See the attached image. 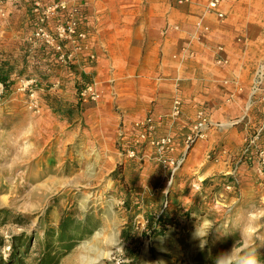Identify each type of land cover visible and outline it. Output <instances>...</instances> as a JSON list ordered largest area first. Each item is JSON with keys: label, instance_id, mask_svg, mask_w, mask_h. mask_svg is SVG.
I'll return each instance as SVG.
<instances>
[{"label": "rangeland", "instance_id": "1", "mask_svg": "<svg viewBox=\"0 0 264 264\" xmlns=\"http://www.w3.org/2000/svg\"><path fill=\"white\" fill-rule=\"evenodd\" d=\"M179 1L170 0L176 11L169 19L181 28L168 39L171 55L184 44L191 46L194 18L183 15ZM192 1L202 8L210 0ZM76 2L78 30L86 37L72 60L54 58L52 47L37 41L22 45L17 28L0 34V210L7 212L0 220V259L8 261L11 237L23 234L31 240L23 263L35 264L46 232L56 231L54 241L63 224L71 247L57 250L59 264H81L78 254L94 249L109 253L104 264H220L223 253L236 264L253 237L260 238L255 249L264 264V178L255 162L241 156L264 116L254 114L258 123L238 155L250 179L242 181L237 170L202 175L196 169L191 173L195 181H187L184 165L196 143L172 172L178 152L159 151L137 133L154 115V138L174 135L180 151L189 120L170 124L169 107L155 115L153 104L143 119L125 118L131 139H119L122 106L110 93L122 86L131 92L133 77H104V0ZM210 19L215 25L229 23L225 17L223 22ZM118 33L132 37L131 29ZM107 84L113 88H104ZM235 118L223 122L224 139L236 136ZM12 123L18 127L11 128ZM125 147L136 152L135 158H123ZM214 152L206 165L217 159Z\"/></svg>", "mask_w": 264, "mask_h": 264}, {"label": "crops", "instance_id": "2", "mask_svg": "<svg viewBox=\"0 0 264 264\" xmlns=\"http://www.w3.org/2000/svg\"><path fill=\"white\" fill-rule=\"evenodd\" d=\"M127 1L116 0L111 6L110 0H104V26L101 27L107 48L104 77L113 74L124 79L133 77L131 92L122 86L110 93L122 106V127H126L125 118L143 119L153 104L155 115L167 112L169 107V118L176 98L183 104L180 118L183 120L192 117L196 106L207 110L212 123L223 124L236 117L238 127L234 129V138L231 135L224 139L220 130L212 129L206 140L196 142L186 159L184 176L194 182L193 170L206 175L222 169L224 174L237 170L242 181L250 179L248 167L238 165V155L249 130L258 123L254 114L264 116V0H221L225 20L229 21L223 25H215L210 19L216 20L207 12L208 4L201 8L189 0L185 7L179 6L183 15L187 12L189 19L194 18V23L189 32L192 34L190 48L183 43L184 47L174 55L168 48V39L179 34L181 28L169 19L176 11L170 0H140V3L129 0V6ZM163 23L162 31L167 29L164 37L162 31L158 32ZM125 29L132 30L131 39L119 37L118 32ZM218 57L227 64L216 65ZM104 88H113V85L107 84ZM256 89H259L258 95L254 96ZM104 100L109 101L108 97ZM253 109L257 112L252 114ZM168 122L175 123L170 118ZM211 152L217 159L206 165ZM256 166L253 164L249 170Z\"/></svg>", "mask_w": 264, "mask_h": 264}, {"label": "built area", "instance_id": "3", "mask_svg": "<svg viewBox=\"0 0 264 264\" xmlns=\"http://www.w3.org/2000/svg\"><path fill=\"white\" fill-rule=\"evenodd\" d=\"M188 3L189 0H181L177 4L186 5ZM221 6V0H210L207 5V12L214 15L219 22H223L225 17ZM77 16L76 0H0V34L11 31L13 27L17 28L16 41L22 45L37 41L51 46L54 58L72 60L77 53L78 42L83 41L86 37L83 30H78ZM174 30H177V27ZM27 32H29V38H26ZM163 33L166 34L167 29ZM221 51L219 49V52ZM215 64L223 66L227 62L218 57L215 59ZM258 91L259 89L255 90L254 96L258 95ZM182 107L183 104L179 98L173 100L169 116L172 122H181ZM189 122V132L182 136L180 151H178L175 143L178 137L166 135L161 138H154V115H150L140 125L137 136L140 141L148 142L150 146L156 147L159 151L166 150L173 155L178 152L177 158L171 160L172 172H174L183 164L188 151L197 141L206 140L208 132L212 129L220 130L222 128L221 123H212L207 110L200 106L194 107ZM129 133L126 127H122L118 137L121 140L131 139ZM125 149L127 150L123 158H135L136 152L134 150L127 147ZM241 156L245 160L255 162L258 173L264 178V122L255 129L247 146L243 148Z\"/></svg>", "mask_w": 264, "mask_h": 264}, {"label": "trees", "instance_id": "4", "mask_svg": "<svg viewBox=\"0 0 264 264\" xmlns=\"http://www.w3.org/2000/svg\"><path fill=\"white\" fill-rule=\"evenodd\" d=\"M6 213V211L0 210V220L7 216ZM65 230L66 229L64 228L63 224L60 225L57 232V238L54 241L53 238L55 237L54 235L56 234V231L50 229L46 232L44 247L42 252L35 259V264H59L62 254L58 253L57 250L63 249V252L65 253L71 247L68 245L69 239L65 236ZM63 243L67 244L62 246ZM30 244L31 240L26 238V236L23 234L20 237H11L10 257L7 262H4L0 259V264H24L22 260L23 255H25L28 251ZM236 264H240V262H237Z\"/></svg>", "mask_w": 264, "mask_h": 264}, {"label": "bare ground", "instance_id": "5", "mask_svg": "<svg viewBox=\"0 0 264 264\" xmlns=\"http://www.w3.org/2000/svg\"><path fill=\"white\" fill-rule=\"evenodd\" d=\"M11 125V128L15 129V127L17 128L18 126L17 125H14L13 123L10 124ZM39 153V150H37V153ZM31 158H28L27 161H29ZM22 164H23V160H22ZM107 244L109 242H106ZM80 254H83V253H79L76 260H78L81 264H104V260L106 259H109L110 258V255L109 253L107 252H96V250H91V254L90 253H87L85 255H80ZM94 254L95 256L94 257H91L90 255ZM233 259V256L230 255V254H227V257H223L221 259V262L220 264H229Z\"/></svg>", "mask_w": 264, "mask_h": 264}, {"label": "clouds", "instance_id": "6", "mask_svg": "<svg viewBox=\"0 0 264 264\" xmlns=\"http://www.w3.org/2000/svg\"><path fill=\"white\" fill-rule=\"evenodd\" d=\"M257 239H260V238L259 237H253L251 242H249L247 245L244 246L247 248V252L241 257L240 264H261V261L257 255L256 249H255V242ZM223 257H227V254L223 253L222 258Z\"/></svg>", "mask_w": 264, "mask_h": 264}]
</instances>
